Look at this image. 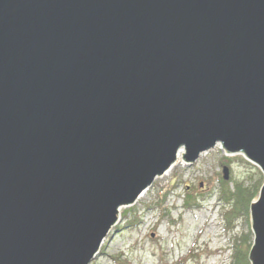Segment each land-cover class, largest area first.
Here are the masks:
<instances>
[{"label":"water","instance_id":"obj_1","mask_svg":"<svg viewBox=\"0 0 264 264\" xmlns=\"http://www.w3.org/2000/svg\"><path fill=\"white\" fill-rule=\"evenodd\" d=\"M216 142L264 173V0H0V264H89ZM249 215L264 264V181Z\"/></svg>","mask_w":264,"mask_h":264},{"label":"rangeland","instance_id":"obj_2","mask_svg":"<svg viewBox=\"0 0 264 264\" xmlns=\"http://www.w3.org/2000/svg\"><path fill=\"white\" fill-rule=\"evenodd\" d=\"M221 156L208 150L189 165L179 163L155 178L140 197L119 206L116 223L89 264H228L232 241L250 229V219L241 216L233 228L225 225L218 200L225 164ZM229 178L230 188L235 181L251 186L259 179L262 184L264 173L237 153L229 163Z\"/></svg>","mask_w":264,"mask_h":264},{"label":"trees","instance_id":"obj_3","mask_svg":"<svg viewBox=\"0 0 264 264\" xmlns=\"http://www.w3.org/2000/svg\"><path fill=\"white\" fill-rule=\"evenodd\" d=\"M221 161L229 163L231 159L223 157L221 158ZM220 177L218 178V181L220 183L218 199L222 203H225L227 205L226 211H224L223 213L226 227L233 228L234 222L239 217L245 216L247 221L249 220L250 202L256 198L259 187L261 185V180L259 179L256 184L251 186L245 185L242 181H235V183H233V188L230 189L228 184L229 182H231V178H229L228 180H222L221 178L220 181ZM211 194L212 193L210 192V195ZM187 195L189 199H192L193 196H191L190 194ZM210 195L208 193L206 196L202 197L203 199H206ZM164 196L165 193H163V197ZM137 222H139L138 217L134 220L135 224H137ZM251 234V230L249 229L239 237H234L231 247V258L228 264H250V261L248 259V251L251 245Z\"/></svg>","mask_w":264,"mask_h":264},{"label":"bare ground","instance_id":"obj_4","mask_svg":"<svg viewBox=\"0 0 264 264\" xmlns=\"http://www.w3.org/2000/svg\"><path fill=\"white\" fill-rule=\"evenodd\" d=\"M210 150H214V151H216L217 153L219 152H222V156L220 157V159L221 158H223V157H227V158H230L231 160H232V157H234L235 155H236V153L235 154H233V153H230V152H226V150H225V148H224V146H223V144L222 143H220V142H216L215 143V145L212 147V148H210ZM208 151V150H207ZM207 151H203V152H201L199 155H198V157L202 154V153H204V152H207ZM182 153H185V147L184 146H179L177 149H176V152H175V158H174V160L171 162V164L160 174V176H162L163 174H167V173H169V172H171L172 171V169L175 167V165H177V164H181V163H183L182 165H189V164H191V163H193L194 161H196L197 159H198V157L195 159V160H193V161H184L183 159H182V157H181V154ZM245 157V156H244ZM179 158H181V159H179ZM246 158V157H245ZM231 162V161H230ZM229 162V163H230ZM229 163H226L225 162V164L222 166V170H223V167L224 166H226L228 169H229ZM221 177H220V181H221V178H222V180H225L224 178H223V174H219ZM159 175H157L155 178H157ZM177 177V174L176 173H174L173 172V178H174V180H176L175 181V185L177 184L176 182H178L179 180L178 179H176V177ZM154 178V179H155ZM178 180V181H177ZM228 180V179H227ZM230 183V182H229ZM230 188V187H229ZM233 188V187H232ZM232 188H230V189H232ZM186 189V188H185ZM146 190H147V188L145 189V190H143L140 194H139V196L138 197H140L143 193H145L146 192ZM166 192V191H165ZM164 192V193H165ZM258 193H259V190H258ZM258 193H257V196H258ZM166 194V193H165ZM257 196H256V198H257ZM255 198V199H256ZM254 199V200H255ZM219 200V199H218ZM253 201V200H252ZM222 203V202H221ZM193 204V203H192ZM194 205V204H193ZM226 204L225 203H222V205H221V207H222V214L224 213V211H226V209L223 207V206H225ZM227 206V205H226ZM193 208H197L198 206L195 204L194 206H192ZM250 219V218H249ZM251 223V222H250ZM117 230H118V228H117ZM250 230H251V242H252V238H253V235H254V232L252 231V229H251V227H250ZM232 247V246H231ZM249 252V251H248Z\"/></svg>","mask_w":264,"mask_h":264}]
</instances>
